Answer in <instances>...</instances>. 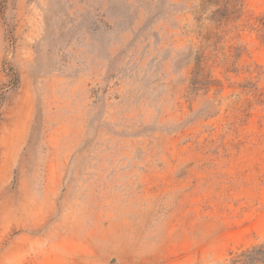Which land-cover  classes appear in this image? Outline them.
Wrapping results in <instances>:
<instances>
[{
  "label": "rangeland",
  "instance_id": "374dc122",
  "mask_svg": "<svg viewBox=\"0 0 264 264\" xmlns=\"http://www.w3.org/2000/svg\"><path fill=\"white\" fill-rule=\"evenodd\" d=\"M198 4L0 0V264L264 244V0Z\"/></svg>",
  "mask_w": 264,
  "mask_h": 264
},
{
  "label": "trees",
  "instance_id": "16d2710c",
  "mask_svg": "<svg viewBox=\"0 0 264 264\" xmlns=\"http://www.w3.org/2000/svg\"><path fill=\"white\" fill-rule=\"evenodd\" d=\"M241 6L242 0H199L198 10L196 12L203 14L209 7L214 8L211 11V15L217 20L216 23L220 25L222 22H228L238 18L241 13ZM201 73L202 69L197 67L194 77L201 75ZM13 78L16 80L15 76ZM242 256H244V260H238L235 263L241 262L244 264V261H247L246 264H264V244L254 247Z\"/></svg>",
  "mask_w": 264,
  "mask_h": 264
}]
</instances>
